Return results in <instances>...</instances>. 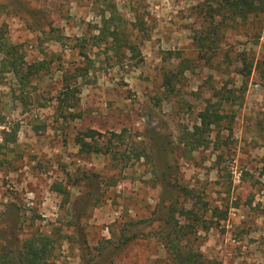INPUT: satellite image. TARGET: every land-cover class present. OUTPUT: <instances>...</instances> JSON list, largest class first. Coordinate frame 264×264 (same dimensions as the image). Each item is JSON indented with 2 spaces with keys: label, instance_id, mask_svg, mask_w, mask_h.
I'll list each match as a JSON object with an SVG mask.
<instances>
[{
  "label": "rangeland",
  "instance_id": "rangeland-1",
  "mask_svg": "<svg viewBox=\"0 0 264 264\" xmlns=\"http://www.w3.org/2000/svg\"><path fill=\"white\" fill-rule=\"evenodd\" d=\"M20 1L18 12L0 0L12 9L0 26L23 52V73L44 67L23 81L0 71V245L48 235L51 264H82L136 230L111 264H174L160 234L167 212L156 214L160 181L134 153L154 128L171 141L166 173L190 212L170 222L184 227V250L205 264H264V13L209 18L205 0ZM24 10L43 17L41 31ZM65 88L76 90L72 108L58 101ZM208 102L224 119L187 153L178 140ZM87 130L112 153L80 151ZM112 133L123 145L106 143Z\"/></svg>",
  "mask_w": 264,
  "mask_h": 264
},
{
  "label": "trees",
  "instance_id": "trees-1",
  "mask_svg": "<svg viewBox=\"0 0 264 264\" xmlns=\"http://www.w3.org/2000/svg\"><path fill=\"white\" fill-rule=\"evenodd\" d=\"M204 2L207 7L209 18H213L215 13H217L227 20H246L251 16L259 17L264 13V0H205ZM11 3H15L14 5L16 6L18 12L19 9L22 8V2L20 0H11ZM5 8L12 11L11 6L0 4V12H2ZM114 8L115 6L112 4H108L107 6L109 11ZM24 11L29 13V15H33V20L29 25V29L31 31H41L44 26L43 17L34 10ZM112 14L113 12H111V15ZM42 33H44L43 30ZM6 35L7 30L5 25H1L0 55L2 56V60L0 61V71L11 73L14 77L20 78V80L23 81L27 80L28 76L39 72L40 69L44 67L43 63L30 65L26 67L27 72L23 73L22 70L25 66L23 65V52L19 45L9 43ZM111 35L115 39L118 36L117 31H113ZM207 38L209 37L201 38L199 40L201 48L204 47ZM212 43L213 42H211V44ZM84 55L85 54H83V56ZM248 72H250V70ZM262 74L264 83V68L262 70ZM168 83L170 85L171 82L168 81ZM75 92L76 90L71 92L70 88L62 90V97H58L59 103L67 105V108L74 107L73 104H68V102L69 99L74 97ZM207 104L208 105L199 113L198 124L192 126L191 130H188V128L184 129L178 140V144L182 146L184 151L187 153L195 151L200 147H207V138L204 136L210 134L212 128L219 126L222 119H224V116L218 111H215L214 106L210 104V102ZM211 109L214 111H211ZM145 133V136H143V139L146 141L145 147L139 149L138 151H134V153L137 159L143 157L150 160L153 174L156 175L157 179L160 181L161 195L156 214L159 215V212H167V221L161 223L160 234L162 237L168 239V246L166 247L171 253L172 261L174 264H205V259L200 253L192 250L185 251L182 247L181 241L183 238H181V236H184V227L178 226V222L176 221H174V224L170 226V222L175 219L176 215H181L186 219L188 214H190V212L178 208V202L175 198L177 195V190L175 188L178 186L175 187L170 184L168 178L169 175L167 176L166 173L168 170L173 168V164H170L168 161L170 155L173 154L171 141L168 137L161 136V134L154 128H146ZM102 138H105V135L97 133L93 130H87L76 136L75 143L79 146L80 151L85 153H92L96 155L112 153L109 147L103 148L97 145V142ZM112 138L119 140V144L123 145L121 135L114 133L111 134V138L106 140V143L111 145ZM172 175L173 173L170 174V176ZM90 185L89 202H91V199L93 198L97 199L94 190L95 186ZM55 190L61 191V188L56 186ZM79 215L80 214L76 215L74 226H78ZM156 219V221H161L158 216ZM171 236H175V241H172ZM136 237V230L133 232L131 231L130 235H127L125 231H123L118 242L112 243L109 242V240H106L105 245L99 250V253L91 259L83 257L82 264H111L113 259L120 253L121 249H124ZM68 238H71V236L66 237V239ZM3 240V244L0 245V264H51V260L54 257L55 244L48 235H33L22 240L20 246V240L18 237H3Z\"/></svg>",
  "mask_w": 264,
  "mask_h": 264
}]
</instances>
